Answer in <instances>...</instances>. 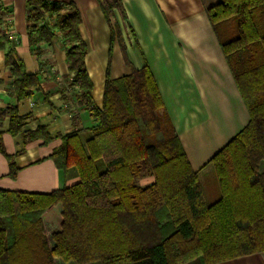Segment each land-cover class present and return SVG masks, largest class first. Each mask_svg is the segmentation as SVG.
Instances as JSON below:
<instances>
[{
    "label": "trees",
    "instance_id": "16d2710c",
    "mask_svg": "<svg viewBox=\"0 0 264 264\" xmlns=\"http://www.w3.org/2000/svg\"><path fill=\"white\" fill-rule=\"evenodd\" d=\"M29 5L33 44L51 43L55 30L65 34L69 71L96 124L87 136H66L52 154L59 170L78 173V184L49 194L0 190V264H214L264 252V0H220L207 9L251 117L211 160L220 192L211 204L150 69L109 77L103 108L95 109L80 12L41 0ZM119 6L103 5L107 19ZM48 14L54 25L39 28ZM0 35L2 50L1 26ZM8 52L13 91L29 97L39 78ZM10 114L17 135L23 119ZM40 138L49 140L42 130L30 135ZM2 143L0 135V152L11 160ZM143 177L153 183L140 186Z\"/></svg>",
    "mask_w": 264,
    "mask_h": 264
},
{
    "label": "crops",
    "instance_id": "0c3cea01",
    "mask_svg": "<svg viewBox=\"0 0 264 264\" xmlns=\"http://www.w3.org/2000/svg\"><path fill=\"white\" fill-rule=\"evenodd\" d=\"M81 15L80 35L87 45L84 60L93 83L95 109H102L106 82L150 69L163 98L165 112L177 132L186 156L204 188L212 179L211 160L250 122V113L224 50L208 15V7L220 0H117L107 19L103 5L114 0H41ZM33 8L29 0H0V26L7 44L0 49V190L14 193L49 194L80 182L75 170L61 171L52 154L63 139L95 126L92 107L80 101V88L67 62L65 34L55 30L51 43L33 44L30 35ZM48 14L38 23L54 25ZM12 35H8V33ZM1 36V35H0ZM13 48L26 73L39 78L31 95L14 93L12 68L6 65ZM23 119L22 132L10 133V110ZM44 132L49 140H31ZM16 170L15 177L11 175ZM264 172V164L262 165ZM140 186L153 183L139 179ZM220 195H216L218 199ZM214 264H264V252Z\"/></svg>",
    "mask_w": 264,
    "mask_h": 264
},
{
    "label": "rangeland",
    "instance_id": "374dc122",
    "mask_svg": "<svg viewBox=\"0 0 264 264\" xmlns=\"http://www.w3.org/2000/svg\"><path fill=\"white\" fill-rule=\"evenodd\" d=\"M263 164H264V162L262 163V165ZM262 165H261V169H262ZM212 176L213 177H212L211 181L208 182V186L206 187L207 188V192H206L207 193V200H205V201H207L208 204L216 202L215 201V200H217L215 198L216 195L217 194L220 195L219 187H217L218 183H217L216 176H215L214 172H213ZM136 182H137V184H140L139 180H137ZM203 190H204V188H203ZM58 212H59V210H58Z\"/></svg>",
    "mask_w": 264,
    "mask_h": 264
},
{
    "label": "built area",
    "instance_id": "2783aa9c",
    "mask_svg": "<svg viewBox=\"0 0 264 264\" xmlns=\"http://www.w3.org/2000/svg\"><path fill=\"white\" fill-rule=\"evenodd\" d=\"M8 35H12V34L9 32Z\"/></svg>",
    "mask_w": 264,
    "mask_h": 264
}]
</instances>
